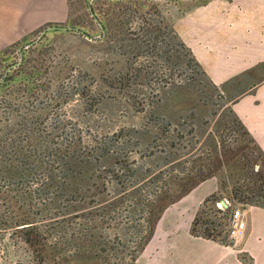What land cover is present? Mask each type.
I'll return each instance as SVG.
<instances>
[{"label":"rangeland","instance_id":"rangeland-1","mask_svg":"<svg viewBox=\"0 0 264 264\" xmlns=\"http://www.w3.org/2000/svg\"><path fill=\"white\" fill-rule=\"evenodd\" d=\"M225 2L68 0L66 21L0 40L13 45L0 58V264H147L169 209L211 179L217 210L253 207L264 156L233 111L244 86L213 82L186 43Z\"/></svg>","mask_w":264,"mask_h":264},{"label":"crops","instance_id":"crops-1","mask_svg":"<svg viewBox=\"0 0 264 264\" xmlns=\"http://www.w3.org/2000/svg\"><path fill=\"white\" fill-rule=\"evenodd\" d=\"M68 15V0H0V40L19 41L25 33L67 20ZM186 38L213 82L243 84L244 94L233 111L264 153V0H231L219 9L202 11L199 26ZM218 188L217 180H207L169 209V223L161 222L168 230L156 233L143 256L147 264H246L241 253L253 258L254 264H264L263 207L244 210L248 232L233 246L192 235L201 205Z\"/></svg>","mask_w":264,"mask_h":264},{"label":"trees","instance_id":"trees-1","mask_svg":"<svg viewBox=\"0 0 264 264\" xmlns=\"http://www.w3.org/2000/svg\"><path fill=\"white\" fill-rule=\"evenodd\" d=\"M12 47H13V45L1 50L0 51V58L2 56H5L6 53L10 49H12ZM193 60H194V56H193ZM196 64L198 66H200L198 62ZM21 66H22V64H21ZM239 123L241 124V122H239ZM251 140H252L254 147L258 150V152L261 154V156H264V153L261 150V148L259 147V145L257 144V142L253 138H251ZM0 149L3 151H6L7 146H0ZM75 164L78 165L77 162ZM79 164L81 167L84 166L82 162H80ZM258 174L259 173H257V175ZM259 176H261V175L259 174ZM263 189H264V180H263L261 186L258 187V190L256 188L253 190V194H255V195H254V198H253L252 203H251L252 206H258V207L264 208V195L262 193L264 191ZM232 201H233L232 202L233 204H231L229 206V208H227L225 210H220V209L217 210L216 209L217 201L216 200L214 201V196L206 199L205 202L201 205V207H200V209L196 215V218L194 219V221L192 223V226H191L192 235L195 237H201V238H205L208 240H213V241L219 242L222 245H226V246L232 245L233 240L228 241V236H227L228 235L227 225H228V222L230 220V216L232 214V211L236 207L235 199L233 198ZM221 213L224 214V219H223L224 221H221L219 223V221H217V218H218L217 215H219ZM212 217H216V218L211 219ZM219 220H221V219H219ZM218 227H220V230ZM240 259L243 263L254 264L253 258L248 256L246 253H241Z\"/></svg>","mask_w":264,"mask_h":264},{"label":"built area","instance_id":"built-area-1","mask_svg":"<svg viewBox=\"0 0 264 264\" xmlns=\"http://www.w3.org/2000/svg\"><path fill=\"white\" fill-rule=\"evenodd\" d=\"M226 203L230 206V203L226 201ZM220 210L227 209L220 202L217 204ZM229 208V207H228ZM247 231V221L245 219L244 210L240 207L234 208L232 214L230 216V220L227 225V233L231 240H237L245 236Z\"/></svg>","mask_w":264,"mask_h":264},{"label":"water","instance_id":"water-1","mask_svg":"<svg viewBox=\"0 0 264 264\" xmlns=\"http://www.w3.org/2000/svg\"><path fill=\"white\" fill-rule=\"evenodd\" d=\"M61 29H64L65 30L66 28H61ZM221 203L224 205V207H226V208L229 207V205L226 203L225 200H222Z\"/></svg>","mask_w":264,"mask_h":264}]
</instances>
